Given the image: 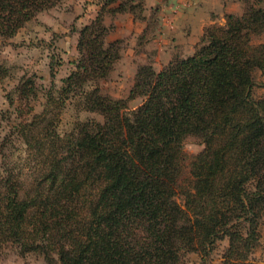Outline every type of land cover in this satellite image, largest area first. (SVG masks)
Returning <instances> with one entry per match:
<instances>
[{
  "label": "trees",
  "instance_id": "obj_1",
  "mask_svg": "<svg viewBox=\"0 0 264 264\" xmlns=\"http://www.w3.org/2000/svg\"><path fill=\"white\" fill-rule=\"evenodd\" d=\"M59 1L0 0V37ZM107 33L99 15L82 28L68 85L107 75L119 56ZM261 34L264 0H244L240 15L203 29L192 54L139 66L136 108L92 89L84 103L101 122L65 136L36 126L45 115L20 124L33 181L24 189L21 168L0 174V244L49 264H186L227 238L219 264H264L253 258L264 215V95L252 96ZM188 135L204 144L189 161Z\"/></svg>",
  "mask_w": 264,
  "mask_h": 264
},
{
  "label": "rangeland",
  "instance_id": "obj_2",
  "mask_svg": "<svg viewBox=\"0 0 264 264\" xmlns=\"http://www.w3.org/2000/svg\"><path fill=\"white\" fill-rule=\"evenodd\" d=\"M239 2L242 8L244 0H60L25 22L15 35L0 37V174L4 176L10 167L21 168L20 180L29 189L33 180L26 146L17 132L20 124L29 122L34 114L45 115L36 126H47L65 136L78 122H101L103 116L84 103V94L92 89L106 98L125 100L129 109L136 108L142 97H131L130 89L139 66L151 64L158 71L167 53L182 57L179 49L188 52L192 41L198 44L206 26L223 25L229 11L240 10ZM98 15L108 28L106 41H117L119 56L105 77L83 75L68 85L66 79L81 58L77 47L80 31ZM208 16L213 22H204L201 35L195 36L203 23L200 20ZM262 41L264 34L253 37L255 43ZM254 78L252 96L259 99L264 95V75L257 70ZM182 148L189 161L204 144L188 135ZM259 222V246L253 258L264 263V215ZM227 245V238L216 240L208 257L190 253L184 261L218 264ZM0 264L49 261L39 252L21 253L7 242L0 244Z\"/></svg>",
  "mask_w": 264,
  "mask_h": 264
},
{
  "label": "crops",
  "instance_id": "obj_3",
  "mask_svg": "<svg viewBox=\"0 0 264 264\" xmlns=\"http://www.w3.org/2000/svg\"><path fill=\"white\" fill-rule=\"evenodd\" d=\"M239 4V7H240V10L239 11H237V12H230L229 11V13H232V14H235V15H240L241 13H242V11H243V5H242V8H241V6H240V2L238 3ZM210 20V21H209ZM213 22V20L211 21V19L209 18V16L208 17H206V19H201L200 20V22H203L202 24H201V26L199 25V28L197 29V32L195 33V36H200L201 35V29H202V27H204V22L206 23V22ZM199 22V23H200ZM208 22V23H209ZM207 24V23H206ZM198 27V26H197ZM197 44V42L196 41H192L191 42V45H190V49H188V52H186L185 51V48H183L182 49V52H181V50L179 49L178 51L181 53V56L182 57H185V56H188V55H190V54H192L193 53V51H194V48H195V45ZM165 61L161 64V66L160 67H163L170 59H171V56H170V54H168L167 53V55L165 56ZM263 257H264V255H263ZM263 261H264V259H262ZM220 263V262H219ZM218 263V264H219Z\"/></svg>",
  "mask_w": 264,
  "mask_h": 264
}]
</instances>
